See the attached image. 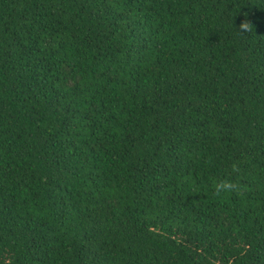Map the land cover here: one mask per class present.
<instances>
[{"label":"trees","instance_id":"obj_1","mask_svg":"<svg viewBox=\"0 0 264 264\" xmlns=\"http://www.w3.org/2000/svg\"><path fill=\"white\" fill-rule=\"evenodd\" d=\"M0 264H264V0H0Z\"/></svg>","mask_w":264,"mask_h":264},{"label":"clouds","instance_id":"obj_2","mask_svg":"<svg viewBox=\"0 0 264 264\" xmlns=\"http://www.w3.org/2000/svg\"><path fill=\"white\" fill-rule=\"evenodd\" d=\"M254 24L249 20L245 19L239 25L241 32H251L253 30ZM232 169L234 172L238 171L237 165L233 164ZM244 191L243 186L239 180L233 179H221L214 183L213 193L217 197H222L226 194H241Z\"/></svg>","mask_w":264,"mask_h":264}]
</instances>
